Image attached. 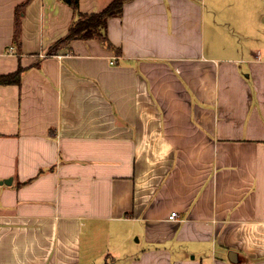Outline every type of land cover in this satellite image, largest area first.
<instances>
[{"label": "crops", "instance_id": "crops-1", "mask_svg": "<svg viewBox=\"0 0 264 264\" xmlns=\"http://www.w3.org/2000/svg\"><path fill=\"white\" fill-rule=\"evenodd\" d=\"M112 1L0 0V264H264V0Z\"/></svg>", "mask_w": 264, "mask_h": 264}, {"label": "trees", "instance_id": "trees-1", "mask_svg": "<svg viewBox=\"0 0 264 264\" xmlns=\"http://www.w3.org/2000/svg\"><path fill=\"white\" fill-rule=\"evenodd\" d=\"M67 3L72 5L76 9L77 0H65ZM122 0H113L103 10L92 13V14H81L80 18L72 23L68 33L61 39H59L56 45L66 44L73 38H87L95 35H103L105 38L104 31L106 18L110 15L117 14L121 9ZM22 11V5L17 6L15 9V39H17L19 32V15ZM20 69L7 74H0V83H18L19 82Z\"/></svg>", "mask_w": 264, "mask_h": 264}, {"label": "built area", "instance_id": "built-area-1", "mask_svg": "<svg viewBox=\"0 0 264 264\" xmlns=\"http://www.w3.org/2000/svg\"><path fill=\"white\" fill-rule=\"evenodd\" d=\"M177 215H178V214H177L176 211H172V212L169 214L168 218L171 219V220H174V219H176Z\"/></svg>", "mask_w": 264, "mask_h": 264}]
</instances>
